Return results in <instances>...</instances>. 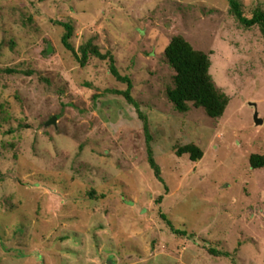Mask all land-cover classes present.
I'll return each mask as SVG.
<instances>
[{"label":"rangeland","instance_id":"rangeland-1","mask_svg":"<svg viewBox=\"0 0 264 264\" xmlns=\"http://www.w3.org/2000/svg\"><path fill=\"white\" fill-rule=\"evenodd\" d=\"M240 2L248 18L264 9ZM230 10L229 0H0V264H264V167L250 164L264 155V35ZM62 23L79 55L92 41L109 56L82 65ZM177 35L210 55L229 97L222 117L168 98ZM112 58L136 105L115 93L129 83ZM191 143L202 159L179 153Z\"/></svg>","mask_w":264,"mask_h":264},{"label":"trees","instance_id":"trees-1","mask_svg":"<svg viewBox=\"0 0 264 264\" xmlns=\"http://www.w3.org/2000/svg\"><path fill=\"white\" fill-rule=\"evenodd\" d=\"M231 6V12L236 18L244 24L246 27L251 28L259 26L264 35V9L257 7L251 18H248L243 10L240 0H229ZM67 29L63 42L65 46L73 51L79 58L82 65H86L91 54L101 58L109 56L108 53L103 54L99 47L93 44L92 41L83 44L79 51L75 50L74 46L70 43V38L73 35V27L71 23H62ZM165 55L168 63L175 70L174 86L167 90V95L170 101L174 104L175 108L180 112H188L191 109V105L199 108L202 107L206 110L207 114L213 118H220L224 115L226 107L229 103V97L219 90L213 76L211 74L212 61L210 55L202 50L195 49L192 44L186 40L183 36H174L169 45L166 47ZM0 71H3L0 69ZM13 71V70H6ZM111 71L113 75L120 81L128 82L129 87L127 90L120 91L114 90L117 94H122L126 100L133 105H136V101L131 94V81L129 77L122 76L115 66L112 58ZM138 110L140 117L142 113ZM145 130H148V126L145 124ZM148 133V159L150 165L155 171L156 177L163 182L164 179L161 175V168L155 160L153 149L150 145L151 137ZM180 154H190L191 160L197 161L202 159V149L194 143L185 145L179 149ZM250 164L252 168L264 167V155L252 154L250 157ZM167 224L179 234H185L180 230H176L174 225L167 216H163ZM212 253L218 254L216 250H212ZM222 254V253H221Z\"/></svg>","mask_w":264,"mask_h":264},{"label":"water","instance_id":"water-1","mask_svg":"<svg viewBox=\"0 0 264 264\" xmlns=\"http://www.w3.org/2000/svg\"><path fill=\"white\" fill-rule=\"evenodd\" d=\"M254 118H255V122H256V124L260 125V124L263 123V119L259 117V113H258V111L255 112ZM56 119H57V118H56L55 116L52 117V118L49 120L48 124H54V123L56 122Z\"/></svg>","mask_w":264,"mask_h":264}]
</instances>
